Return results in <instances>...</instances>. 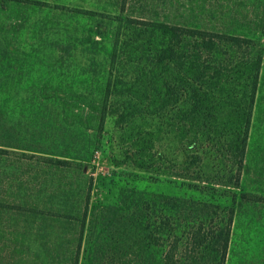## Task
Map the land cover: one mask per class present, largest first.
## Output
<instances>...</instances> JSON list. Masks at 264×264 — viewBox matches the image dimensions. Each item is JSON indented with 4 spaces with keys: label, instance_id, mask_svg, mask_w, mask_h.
Returning <instances> with one entry per match:
<instances>
[{
    "label": "trees",
    "instance_id": "16d2710c",
    "mask_svg": "<svg viewBox=\"0 0 264 264\" xmlns=\"http://www.w3.org/2000/svg\"><path fill=\"white\" fill-rule=\"evenodd\" d=\"M128 7L123 0L106 17L72 11L87 25L55 33L46 87L16 103L28 104L27 116L0 118L3 153L36 159L31 181L42 174L59 193L50 204L18 196L12 209L3 204L16 226L5 231L3 258L14 264H225L237 207H264L263 176L246 162L263 53L254 41L148 20ZM107 117L130 145L115 166L190 181L189 191L211 199L105 192V181L95 184L83 169ZM172 149L177 172L163 164ZM118 178L109 180L115 189ZM252 178L259 188L234 190ZM217 186L230 189L222 201L209 192Z\"/></svg>",
    "mask_w": 264,
    "mask_h": 264
},
{
    "label": "rangeland",
    "instance_id": "374dc122",
    "mask_svg": "<svg viewBox=\"0 0 264 264\" xmlns=\"http://www.w3.org/2000/svg\"><path fill=\"white\" fill-rule=\"evenodd\" d=\"M122 2L123 0H0V118L7 116L18 121L27 116L25 108L28 104L18 107L16 103L31 98L33 91L46 87L51 64L55 58L52 50L55 33L64 30L71 32V27L76 29L79 24L83 29L86 24L77 22L72 11L88 10L102 17L113 16V12ZM125 2L126 8L133 2V6L138 8L142 17L148 20H161L169 24L191 27L201 26L210 34L222 32L254 41L257 49L264 55V0H125ZM84 59L85 55L79 51L76 60L84 62ZM39 77L42 79L39 80ZM18 124L21 123H14L15 126ZM17 131L15 129L14 132L18 133ZM160 144L167 145V138L162 137ZM129 147L122 133L116 128L114 119L107 117L100 139L93 140L90 144L87 166L83 171L93 176L95 184L105 181L103 190L115 196L117 194L125 196L128 190L134 187L140 191L150 189L149 191L161 193L169 191L177 196L210 198L207 194L189 191L186 185L190 181L133 170L129 166H115L113 160H122L123 152ZM3 150L5 148L0 147V264H14L15 260L3 258L6 248L5 231L10 225L16 229L13 223L9 224V220L12 219L5 212L7 210L2 208L3 204L5 208L9 205L12 209L11 205L15 203L14 199L17 196L20 199L27 198L29 201L40 198L41 201L50 204V201L59 197V193L52 190L50 179L42 178V174L40 179L31 181L36 159L14 154L11 150L3 153ZM163 156L164 166L172 167L177 172L181 166L179 151L172 149L168 155ZM251 160L257 165V169H260L263 176L260 185L264 190V65L260 73L256 108L252 115L247 145L246 162ZM114 175H119L117 189L109 183ZM158 180L171 183L158 184ZM198 185L204 186L205 183ZM216 188L219 190L217 193L209 191L215 198H221L223 191L230 190L220 186ZM253 188L256 190L255 188L259 186L252 178L250 183L244 181L234 190L238 193L249 192ZM256 195L261 197L260 193ZM223 199L222 196L220 200ZM236 212L225 264H264L262 203L245 202L241 207H237Z\"/></svg>",
    "mask_w": 264,
    "mask_h": 264
}]
</instances>
